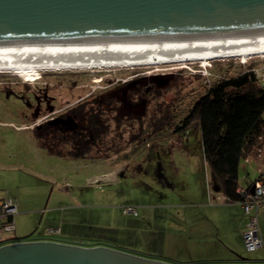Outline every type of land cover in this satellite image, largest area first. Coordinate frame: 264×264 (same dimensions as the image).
Returning a JSON list of instances; mask_svg holds the SVG:
<instances>
[{"label":"rangeland","instance_id":"rangeland-1","mask_svg":"<svg viewBox=\"0 0 264 264\" xmlns=\"http://www.w3.org/2000/svg\"><path fill=\"white\" fill-rule=\"evenodd\" d=\"M251 66H264V55L0 71V162L17 166L0 169V199H18L21 205L17 231L5 232L0 221V240L52 237L173 264L238 262L239 256L264 263V246L254 250L245 246L242 226L250 217L240 202L223 193L219 177L205 161L201 131L185 137L177 131L209 84ZM134 80L137 85L152 84L158 92L120 130L112 124L109 143L91 149L92 159L52 153L39 145L28 127L31 106L27 101L32 91L49 87V93L62 102L85 100ZM158 103L168 106L173 117L155 132L152 114ZM117 130L121 134L115 139ZM159 162L170 185L157 177ZM263 170L264 138L241 160L239 184L249 186ZM24 222L27 231L19 233ZM51 227H60L61 233L46 234Z\"/></svg>","mask_w":264,"mask_h":264},{"label":"water","instance_id":"water-1","mask_svg":"<svg viewBox=\"0 0 264 264\" xmlns=\"http://www.w3.org/2000/svg\"><path fill=\"white\" fill-rule=\"evenodd\" d=\"M264 45V0H0V62ZM157 177L168 182L157 166ZM238 263L251 262L239 256ZM0 264H173L105 245L0 244Z\"/></svg>","mask_w":264,"mask_h":264},{"label":"trees","instance_id":"trees-1","mask_svg":"<svg viewBox=\"0 0 264 264\" xmlns=\"http://www.w3.org/2000/svg\"><path fill=\"white\" fill-rule=\"evenodd\" d=\"M157 106L152 114L155 132L170 124L173 117L168 106L163 107L159 103ZM84 109L87 111L85 121L76 133L65 135L59 132L49 141L45 128L34 130L39 145L61 156L94 158L89 156L92 148L87 142H107L110 130L108 124H104L103 114L97 115L91 107ZM197 130L201 131L205 161L219 177L223 193L232 200L241 201L240 162L254 152L261 145V137L264 138V88L259 85L252 66L209 84L206 92L197 98L181 124L177 125L179 137ZM120 134L121 131L117 130L115 139ZM68 141L81 142L84 146L58 147Z\"/></svg>","mask_w":264,"mask_h":264},{"label":"flooded vegetation","instance_id":"flooded-vegetation-1","mask_svg":"<svg viewBox=\"0 0 264 264\" xmlns=\"http://www.w3.org/2000/svg\"><path fill=\"white\" fill-rule=\"evenodd\" d=\"M142 83L137 85L136 80L121 83L85 100H64L63 102L57 96L49 93V87L45 91H32L31 98H33V101L31 98L27 101L31 106V122L28 127L33 131L37 128H45L48 131L49 141H52L54 134L59 132L71 135L78 132L84 124L85 113L87 112L84 107H91L97 115L103 114L105 117L104 124H108L110 131L112 124H116V127L120 130L121 125L129 122V119L135 118L133 114L138 113L139 106L144 104L145 101L148 102L147 99L158 92L154 85H144ZM133 89L136 94L133 93ZM141 116L142 114H140ZM108 143L87 142L88 147L92 149L104 148L103 145ZM83 146L84 144L81 142L68 141L61 143L58 147L69 149Z\"/></svg>","mask_w":264,"mask_h":264},{"label":"bare ground","instance_id":"bare-ground-1","mask_svg":"<svg viewBox=\"0 0 264 264\" xmlns=\"http://www.w3.org/2000/svg\"><path fill=\"white\" fill-rule=\"evenodd\" d=\"M264 55V45L210 49L194 52H174L145 55H130L106 57L98 59H58L43 61H16L0 62V71L5 70H43V69H95L96 67L156 65L174 62L200 60L208 62L215 58L249 57L251 55Z\"/></svg>","mask_w":264,"mask_h":264},{"label":"built area","instance_id":"built-area-1","mask_svg":"<svg viewBox=\"0 0 264 264\" xmlns=\"http://www.w3.org/2000/svg\"><path fill=\"white\" fill-rule=\"evenodd\" d=\"M252 69L255 72L259 85L264 88V66H254ZM239 191L242 197L241 204L246 214L250 217L243 231L245 246L247 250H254L264 246V239L257 218L259 209L264 208V171L258 175L250 187H240ZM0 207L2 229L5 231H14V214L17 212L16 202L12 199L1 200ZM47 231L49 234H55L58 233L60 229L59 227H51L48 228Z\"/></svg>","mask_w":264,"mask_h":264},{"label":"crops","instance_id":"crops-1","mask_svg":"<svg viewBox=\"0 0 264 264\" xmlns=\"http://www.w3.org/2000/svg\"><path fill=\"white\" fill-rule=\"evenodd\" d=\"M0 169H8V170H11V169H16L17 168V166L16 165H8V164H5V163H1L0 162ZM264 171V170H263ZM262 171V172H263ZM261 173V172H260ZM258 177V176H257ZM255 180V179H254ZM253 180V181H254ZM253 181H251V182H253ZM251 185V184H250ZM249 185V186H250ZM249 186H243V188H245V187H249ZM240 187H242L241 185H240ZM1 200H4V199H0V201ZM232 200V199H231ZM233 201H235V200H233ZM16 202V204H17V212L20 210V208H21V205H20V201L17 199V201H15ZM235 202H240L241 203V201H235ZM227 205H228V203H227ZM242 205V204H241ZM243 207V206H242ZM260 211H258V213L259 212H261V210L263 211L262 212V215H261V217H262V219L260 218V223H259V220H258V225H259V228H260V231H261V234H262V236H263V239H264V208H261V209H259ZM17 212L14 214V221H15V230L14 231H17V229H18V226L16 225V218L19 216L18 214H17ZM258 213H257V218H258ZM259 219V218H258ZM23 226H26L25 225V222H24V224L22 225V224H20L19 225V227H20V229H22V230H20V232L19 233H26V229H23L22 227ZM243 227V231L245 230V228H246V225H243L242 226ZM59 229H60V231L58 232V233H55V234H49L48 233V231L46 232V234H49V235H58V234H60L61 233V228L59 227ZM242 231V232H243ZM6 232V231H5ZM17 233V232H16ZM2 238V235L0 236V239ZM19 240H54V241H61V242H65V243H67L66 241H63V240H60V239H56V238H52V237H35V238H27V239H22V238H17V239H14V240H11V241H4L3 239L2 240H0V244H3V243H6V242H12V241H19ZM92 245H94V244H91L90 246H92ZM140 255V254H139ZM141 255H143L144 256V254H141ZM238 262H241L240 261V259L238 260ZM238 262H225V263H238ZM253 262V261H252Z\"/></svg>","mask_w":264,"mask_h":264}]
</instances>
